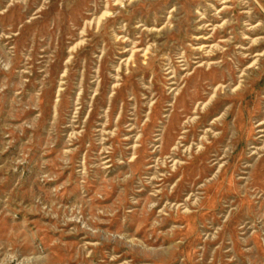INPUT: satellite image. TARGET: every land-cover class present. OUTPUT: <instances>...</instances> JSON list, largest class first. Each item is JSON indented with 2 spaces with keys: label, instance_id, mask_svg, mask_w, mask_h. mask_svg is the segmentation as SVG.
Masks as SVG:
<instances>
[{
  "label": "rangeland",
  "instance_id": "374dc122",
  "mask_svg": "<svg viewBox=\"0 0 264 264\" xmlns=\"http://www.w3.org/2000/svg\"><path fill=\"white\" fill-rule=\"evenodd\" d=\"M0 264H264V0H0Z\"/></svg>",
  "mask_w": 264,
  "mask_h": 264
},
{
  "label": "bare ground",
  "instance_id": "6f19581e",
  "mask_svg": "<svg viewBox=\"0 0 264 264\" xmlns=\"http://www.w3.org/2000/svg\"><path fill=\"white\" fill-rule=\"evenodd\" d=\"M108 12V11H107ZM103 17V16H102ZM217 81V80H216ZM220 80H218V82H219ZM215 82V81H214ZM208 85V84H207Z\"/></svg>",
  "mask_w": 264,
  "mask_h": 264
}]
</instances>
